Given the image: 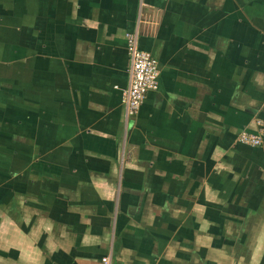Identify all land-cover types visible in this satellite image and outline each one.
<instances>
[{
	"label": "crops",
	"instance_id": "0c3cea01",
	"mask_svg": "<svg viewBox=\"0 0 264 264\" xmlns=\"http://www.w3.org/2000/svg\"><path fill=\"white\" fill-rule=\"evenodd\" d=\"M104 257L264 264V0H0V264Z\"/></svg>",
	"mask_w": 264,
	"mask_h": 264
},
{
	"label": "built area",
	"instance_id": "2783aa9c",
	"mask_svg": "<svg viewBox=\"0 0 264 264\" xmlns=\"http://www.w3.org/2000/svg\"><path fill=\"white\" fill-rule=\"evenodd\" d=\"M127 51L130 57L129 83L123 91V103L127 118L138 113L146 95L159 86L160 66L154 55L143 50L139 45V32L126 33ZM261 132V130H260ZM242 130L238 140L244 144L258 146L263 143L261 133ZM103 262L110 264V257H104Z\"/></svg>",
	"mask_w": 264,
	"mask_h": 264
}]
</instances>
